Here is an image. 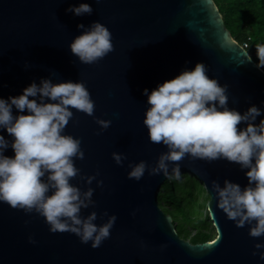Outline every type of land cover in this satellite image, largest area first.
I'll return each mask as SVG.
<instances>
[{"label": "water", "instance_id": "1", "mask_svg": "<svg viewBox=\"0 0 264 264\" xmlns=\"http://www.w3.org/2000/svg\"><path fill=\"white\" fill-rule=\"evenodd\" d=\"M81 0H0V97L19 95L33 80H84L95 101L94 115L73 109L65 132L81 138L84 158L72 183L95 189V205L82 215L98 213L96 223L117 220L111 235L98 247L83 243L70 231L49 230L45 218L0 202V264H264L248 224L237 226L217 206L212 181L225 178L248 183L238 163L185 155L181 176L192 174L207 187L208 211L216 228L214 239L193 243L178 231L173 217L161 208L160 194L168 179L145 171L129 178V161L154 164L167 146L152 142L143 123L147 105L144 88L173 78L197 61L209 75L228 85L229 107L241 112L252 104L264 109V69L248 58L247 48L227 28L215 0H88L91 14L66 11ZM100 20L111 30L114 48L95 63H82L70 42ZM27 65V66H26ZM14 112L17 110L14 108ZM112 122L101 129L95 119ZM264 118V112L256 123ZM3 131L9 136L6 129ZM113 151L126 154L122 164ZM6 155H14L11 147ZM171 170V168H170ZM99 173L89 185L87 175ZM103 185H98V180ZM211 241V243H210ZM255 251V254H254Z\"/></svg>", "mask_w": 264, "mask_h": 264}, {"label": "clouds", "instance_id": "2", "mask_svg": "<svg viewBox=\"0 0 264 264\" xmlns=\"http://www.w3.org/2000/svg\"><path fill=\"white\" fill-rule=\"evenodd\" d=\"M66 11L82 16L91 14L88 0L71 4ZM83 31L70 42L71 53L82 63H95L113 50L110 28L100 20L90 25L79 23ZM257 67L264 69V42L256 43ZM248 58L251 59L250 53ZM27 66V65H26ZM228 85L209 75L208 66L197 61L173 78L166 79L149 91L144 88L148 107L143 123L152 142L163 143L167 150L160 153L154 164L146 160L129 161V178L140 180L145 171L161 172L170 180L181 178L180 161L185 155L207 159H226L242 169L248 183L225 178L223 186L212 181L217 206L237 226L248 224L249 235H264V118L256 123L264 109L252 104L241 112L229 107ZM17 111L14 112L13 109ZM73 109L94 115L95 101L84 80H56L51 76L33 80L19 95L0 97V202H6L26 213L36 212L45 218L49 230L70 231L83 243L91 241L98 247L111 235L117 215H103L107 220L96 223L98 213L87 216L82 209L95 205V189L72 183L80 173L74 158L83 159L81 138L65 132L74 116ZM101 131L111 124L110 119L95 117ZM11 147L14 155H6ZM117 164L127 158L113 151ZM171 168V170H170ZM99 173L86 176L91 185ZM103 185V180L97 181ZM255 249H264L257 241ZM255 254V251H254ZM264 260V251L259 252Z\"/></svg>", "mask_w": 264, "mask_h": 264}, {"label": "trees", "instance_id": "3", "mask_svg": "<svg viewBox=\"0 0 264 264\" xmlns=\"http://www.w3.org/2000/svg\"><path fill=\"white\" fill-rule=\"evenodd\" d=\"M232 36L244 45L258 63L256 43L264 42V0H215ZM206 196V201L204 197ZM210 194L206 185L195 175H182L179 180L167 179L162 187L160 202L173 217L179 233L191 242L212 240L216 228L207 207ZM209 199V200H208Z\"/></svg>", "mask_w": 264, "mask_h": 264}, {"label": "rangeland", "instance_id": "4", "mask_svg": "<svg viewBox=\"0 0 264 264\" xmlns=\"http://www.w3.org/2000/svg\"><path fill=\"white\" fill-rule=\"evenodd\" d=\"M205 196V195H204ZM204 199H205V201L207 200L206 199V196L204 197ZM210 199V198H209ZM208 199V200H209ZM206 205H208V204H206ZM161 208L163 209V204H161ZM164 210V209H163ZM202 215H205L207 212H208V206L207 207H203L202 209ZM211 224H213L212 223V221H210V223H209V228H211L212 229V225ZM216 233H215V235H214V237H213V239L216 237V235H217V231H215ZM188 240H190V239H188Z\"/></svg>", "mask_w": 264, "mask_h": 264}, {"label": "snow or ice", "instance_id": "5", "mask_svg": "<svg viewBox=\"0 0 264 264\" xmlns=\"http://www.w3.org/2000/svg\"><path fill=\"white\" fill-rule=\"evenodd\" d=\"M210 243H211V241H210Z\"/></svg>", "mask_w": 264, "mask_h": 264}]
</instances>
